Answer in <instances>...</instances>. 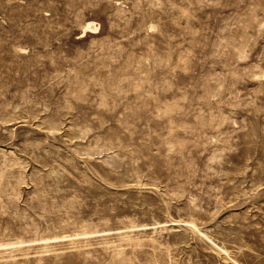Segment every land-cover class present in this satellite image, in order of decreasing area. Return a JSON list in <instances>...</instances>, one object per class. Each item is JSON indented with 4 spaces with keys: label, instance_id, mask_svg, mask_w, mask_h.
Masks as SVG:
<instances>
[{
    "label": "rangeland",
    "instance_id": "obj_1",
    "mask_svg": "<svg viewBox=\"0 0 264 264\" xmlns=\"http://www.w3.org/2000/svg\"><path fill=\"white\" fill-rule=\"evenodd\" d=\"M0 264H264V0H0Z\"/></svg>",
    "mask_w": 264,
    "mask_h": 264
},
{
    "label": "bare ground",
    "instance_id": "obj_2",
    "mask_svg": "<svg viewBox=\"0 0 264 264\" xmlns=\"http://www.w3.org/2000/svg\"><path fill=\"white\" fill-rule=\"evenodd\" d=\"M91 30H94V27H93V25H91V24H87L86 26H85V32H91Z\"/></svg>",
    "mask_w": 264,
    "mask_h": 264
}]
</instances>
